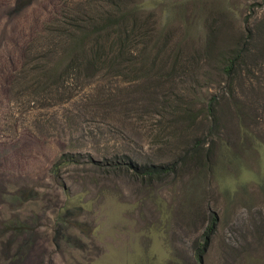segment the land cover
<instances>
[{"label":"rangeland","instance_id":"374dc122","mask_svg":"<svg viewBox=\"0 0 264 264\" xmlns=\"http://www.w3.org/2000/svg\"><path fill=\"white\" fill-rule=\"evenodd\" d=\"M0 264H264V0H0Z\"/></svg>","mask_w":264,"mask_h":264},{"label":"trees","instance_id":"16d2710c","mask_svg":"<svg viewBox=\"0 0 264 264\" xmlns=\"http://www.w3.org/2000/svg\"><path fill=\"white\" fill-rule=\"evenodd\" d=\"M133 168H134V166H133ZM167 171H168V168H163V169L162 168H158V169H156V168L152 167V168L146 169L144 173H146L149 176H153V175H159L160 173L167 172Z\"/></svg>","mask_w":264,"mask_h":264}]
</instances>
